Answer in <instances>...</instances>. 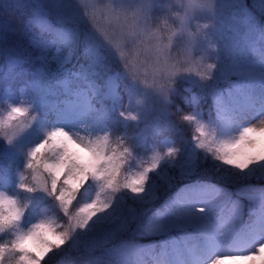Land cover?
Segmentation results:
<instances>
[{"label":"snow or ice","instance_id":"6c2138e0","mask_svg":"<svg viewBox=\"0 0 264 264\" xmlns=\"http://www.w3.org/2000/svg\"><path fill=\"white\" fill-rule=\"evenodd\" d=\"M117 3L143 75L73 0L0 16V264H264V0Z\"/></svg>","mask_w":264,"mask_h":264},{"label":"rangeland","instance_id":"374dc122","mask_svg":"<svg viewBox=\"0 0 264 264\" xmlns=\"http://www.w3.org/2000/svg\"><path fill=\"white\" fill-rule=\"evenodd\" d=\"M184 2L187 3V0H184ZM73 3L76 5L78 13L83 15L86 20V24L82 25V27L91 29L101 40L104 41L105 44L108 45L107 51L115 58V60L118 61L119 71H126L124 68V61L122 59L123 57L129 58L131 64L135 65V67L131 68L133 72H138L143 75L145 71H150V68L143 63V56L141 55L137 57L133 53L131 46L124 43L119 26L122 21H118L116 16L108 11L109 7H119L117 0H73ZM109 41H111V43H109ZM118 48L119 51H117ZM229 191L235 193V190ZM223 198L222 193L215 197L217 202L223 200ZM235 199H237V197L233 195V200ZM239 199L241 204L245 203L242 198ZM231 207V203H225L223 205L222 214L227 215L228 210ZM247 219L246 214L242 215L241 219L236 223L237 229L241 228L243 224L247 222ZM110 247V243H105L101 240L96 244L93 250L86 251L84 255L88 259L103 260L105 258V253L110 249ZM219 251L221 255L224 256H243L249 253V247L236 245L222 248ZM148 264H151V262L149 261ZM220 264H244V261L242 259L234 260L229 258L223 259Z\"/></svg>","mask_w":264,"mask_h":264},{"label":"trees","instance_id":"16d2710c","mask_svg":"<svg viewBox=\"0 0 264 264\" xmlns=\"http://www.w3.org/2000/svg\"><path fill=\"white\" fill-rule=\"evenodd\" d=\"M17 2H18V0H3V2L0 3V16L11 17L12 16V12H13V8L11 7V5L16 4ZM4 4L9 5V7L5 8ZM20 39H21L23 45L27 46V38L26 37H20ZM109 56H110L111 63L113 65V67L118 70L119 69L118 61L115 60V58L111 54H109ZM0 61H2V57H0ZM3 111H4V109L1 108L0 112H3ZM186 132H187V135H190L191 134V129L190 128L186 129ZM5 163L7 164V162H5ZM15 167H16V164L13 163L12 164V169H10V174H11V171H13L15 169ZM210 175H211V173H210ZM29 182H31V177L30 176H29ZM228 188L230 190H235V186H233V185H228ZM130 207H134L133 202H132L131 199L122 200L120 202V210L121 211L126 212V211H128V209ZM35 218L36 217H30V219H35Z\"/></svg>","mask_w":264,"mask_h":264},{"label":"bare ground","instance_id":"6f19581e","mask_svg":"<svg viewBox=\"0 0 264 264\" xmlns=\"http://www.w3.org/2000/svg\"><path fill=\"white\" fill-rule=\"evenodd\" d=\"M244 261V264H260V261L257 260V261H247V260H243Z\"/></svg>","mask_w":264,"mask_h":264}]
</instances>
